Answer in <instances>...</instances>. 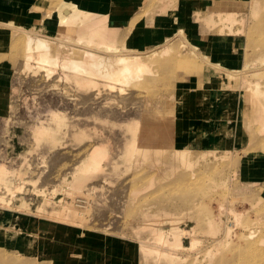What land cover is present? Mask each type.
I'll list each match as a JSON object with an SVG mask.
<instances>
[{"label":"rangeland","instance_id":"obj_1","mask_svg":"<svg viewBox=\"0 0 264 264\" xmlns=\"http://www.w3.org/2000/svg\"><path fill=\"white\" fill-rule=\"evenodd\" d=\"M57 1L44 0L39 23L20 24L24 29L18 22L1 24L0 264H228L224 260L236 258L247 244L241 237L247 226L258 240L253 254L263 259L264 121L254 117L239 76L258 67L247 77L264 89V60L254 61L264 53V32L255 31L264 19V0H201V15L234 11L236 22L230 26L195 19V0L165 8L155 29L147 23L156 16L159 0H129V24L126 16L116 15L121 7L114 9L110 17L125 26L114 39L120 50L132 51L152 43L161 31L181 29L164 43L170 50L150 63L155 73L123 84V90L105 78L86 87L72 73L65 76L57 65L47 71L33 58L24 62L26 68L21 59L14 61L28 26L47 28L43 17ZM145 30L156 33L149 32L147 44L137 43ZM51 37L45 40L52 53L81 59L63 33ZM214 37L235 38L237 63L220 65L241 70L231 71L238 78L230 72L221 80L200 73L207 65L200 53L217 61L209 51ZM32 41L34 46V36ZM192 51L198 54L192 57ZM187 89L200 97L199 108L226 95L230 107L217 116L208 146L198 140L177 146L176 115L166 122L165 150L128 143L136 123L149 126L170 118ZM93 146L99 150L90 167L86 154ZM181 148L187 150L175 162L167 159Z\"/></svg>","mask_w":264,"mask_h":264},{"label":"bare ground","instance_id":"obj_2","mask_svg":"<svg viewBox=\"0 0 264 264\" xmlns=\"http://www.w3.org/2000/svg\"><path fill=\"white\" fill-rule=\"evenodd\" d=\"M175 1L177 2L178 0H159V4L157 7L158 8L157 14H156V16H153L152 14L150 15L149 23H147L148 26L151 25V27H153L155 29L156 26H158L160 23H163V17L165 15H161V13H163V11L166 10L168 6H169L168 7L169 10L171 11L176 5ZM119 2H121V1H119ZM124 2H126V1H124ZM200 3H201V0H195V2H194L195 19H200V17H201V20H203V22L206 25H214L217 22H220V23L222 22L223 25L229 24L228 26H230L233 22H236L234 11H227V12L224 11L223 12V11L219 10V11H216V15H214L215 12H213L211 10V11H206L207 13H205L204 15H201L199 13V8L201 6ZM97 4H99V3H98V1H95V0H58L54 4L53 8L50 7V9L46 13V15L43 17V19H46L48 22L47 24H45L47 28L42 30V29H39L37 27H33L31 25L28 26V27H30V28H27V29H29V31L24 32L27 34V35H25L26 37L23 40L22 39L20 40L22 42V43H20L22 45V47L18 50H15V54L13 57L14 61L16 62V61L21 59L23 62L20 61V63L26 68V63H24V62H28V60L30 58H33L37 62L42 63V66L44 68H46L45 70H47V71H52L53 68H55L54 66L57 65L60 69H62V72H63V74H65V76H70V73H72V76L75 77L76 82H78V83L85 82V83H87L86 87L94 85L95 80H97L99 78H105L107 80V82L109 83L108 85H110L111 83L112 84L119 83L121 87H119L118 89H121V90H123V86H124L123 84L131 85L130 83L136 82L137 79H140V77L143 74H145L146 72L155 73V71L151 69L150 63L157 61L159 57H162L166 53L167 50H170V48L165 46L164 43L172 40L174 35L176 36L178 34V32L181 31V29L178 28L177 29L178 31H175V30L174 31L173 30L161 31L160 32L161 34L157 33L156 37L151 38L152 43H149L148 45L137 46L136 48L134 47V49L132 51L120 50L121 48H119V47L116 48L117 46L114 45V39H115V41H117L119 39V38H117V40H116L115 36H116L117 32L120 29H122L121 27H125L124 21L120 20V18H117V17L112 19L110 17L111 14L107 10L102 9V7L97 6ZM115 4H117V3H115ZM170 4H172V6ZM145 6H147V5H145ZM254 8H255V6H254ZM130 10H131V8H130ZM117 16H119V15H117ZM124 16H126L127 22L129 24L131 22V19H132L131 13L125 14ZM172 17L174 19L176 18L174 16H172ZM215 17H216V19H215ZM116 20L119 21L121 26H117V25H119V23H116L115 22ZM261 20H259V21H261ZM9 22H11V23L13 22V24L16 23V21H13V20L6 21V23H9ZM11 23H10V25H13ZM55 23H56V25L62 26V28L61 29L60 28L59 29H53L52 27H53V24H55ZM259 23L260 24L255 28L256 29L255 31H257V29H258L259 32H261V34H262V32H264V30H262V29H264V19ZM17 24L19 26H22V25H20L21 23H19V22L16 23V26H18ZM7 25H5V26H7ZM128 26H127V28H128ZM22 27H20L19 29H24V26H22ZM26 27H27V24H26ZM65 27H67V28L71 27L72 31L71 32L66 31ZM131 27H133V26H131ZM181 27H182V25H181ZM127 28H126V30H127ZM56 31L63 33L64 36H66L67 38L72 40V45L74 47H77L78 50H80L81 59L77 60L75 58H71L68 56V54L57 55V54H54L51 52L52 51L51 47H50L48 41L45 40V38L51 39L53 32H56ZM127 31H129V30H127ZM154 31L155 30H152L149 32L156 33V31L155 32ZM149 32L146 30L141 32V34H139L140 32H138L139 36L140 35L141 36L138 37L137 43H146L147 44L148 38L151 37V36H149ZM33 36L35 37V41H36L34 46H33V41H32ZM147 36H149V37H147ZM124 37H126V36H124ZM120 39H122V38H120ZM262 40H264V37H262ZM133 43H135V42H133ZM163 44H164V46L162 47ZM177 44H178V42H177ZM154 46L160 47V50L158 49L159 51L156 52L155 51L156 48ZM190 46L196 47V45L194 46V44H190ZM176 51H178V50H176ZM168 52H170V51H168ZM178 53H180V52L178 51ZM196 54H198V53L195 51H192V57ZM181 56H182V54H181ZM199 56H200V58H206L205 63L208 65V66L207 65L204 66L203 68L201 67L200 73L203 71V72H205V74L211 75L213 77H217L218 79L221 80L222 77L223 78L226 77V74L229 77L228 73L229 72L231 73L232 70L233 71H239L238 69L235 70L233 68H230L229 70H225L226 67L224 68L222 65H220V63H221L220 61H211L207 58L206 54L200 53ZM170 57H171V55H170ZM178 58H177V60H178ZM259 60H260V62H263L264 53L261 55H258L254 61H259ZM158 65H160V64H158ZM161 65H162V63H161ZM50 68H52V69H50ZM226 69H228V68H226ZM243 70L244 69H242V71ZM257 70H258V67L250 68L243 73L240 72L241 71L240 70L239 72L241 73V76L238 75L240 73H238L237 75L239 77H241V79H244L243 80V82H245L244 87L246 88V90L249 91V97H250V100L252 103V112L255 115L254 117L257 120L261 119L262 121H264V96H263L264 95V89L261 86H259V82L257 80H250L247 77L248 72L249 73L253 72V74H254ZM67 71L69 73H67ZM232 73H234V72H232ZM235 78H238V77H235ZM60 79H61V77H60ZM243 82H241V83H243ZM137 84H138V82H137ZM132 85H134V84H132ZM240 87H242V86H240ZM113 88H115V87H113ZM176 110H178V108H176ZM176 114H177V111H171V114L169 115L170 118H168V119L167 118L166 119L160 118L159 119L160 121L158 120L159 123L151 124L149 126H147V125L142 126V125H138L136 123L135 125H133L134 131L132 132L131 137L128 139V143L133 145L134 147H136L138 149H143V150H146V148H147V150H149V149H151L150 147H152V146H158L157 149H160L161 151L165 150V145L164 146L162 145L161 140L164 139V136L166 135L167 130H168L167 129L168 125L166 124V122H169L171 124L172 123V117ZM250 115H252V114H250ZM154 119H156V118H154ZM168 120H170V121H168ZM156 121H157V119H156ZM262 124H263V122H262ZM169 128H171V125L169 126ZM241 138H243V140H244L245 137H241ZM98 150H99L98 146H93L92 149H90L89 153L86 154V158H89L91 160V162H88L86 165H88V166H90L91 164L94 165L93 160L96 159L95 157H96V153L98 152ZM185 150H187V149L186 148L173 149V152L170 153L169 156H167V159L169 161L175 162V159H178L177 155L181 154L182 152L184 153ZM167 159H165V160H167ZM88 166H85V167L88 168ZM92 166H90V167H92ZM177 182H179V181H177ZM247 227L243 228V231L241 233V237H242L243 241L247 242V244L244 245V248L242 250H240L241 252H239V255H237L236 258H229L227 260L222 259V260H224V262H226L228 264H264V258L260 259L261 258L260 255L255 256L253 254V251L256 252L255 246H256L258 240L253 238L254 237L253 230H250ZM155 232L161 236L160 230H156ZM213 232H216V231L213 230ZM217 240H219V238H215V241H217ZM259 241L264 242V237L261 238ZM167 255L172 256L173 253L169 252ZM222 260H218V261L221 262ZM213 264H216V262H213Z\"/></svg>","mask_w":264,"mask_h":264},{"label":"crops","instance_id":"obj_3","mask_svg":"<svg viewBox=\"0 0 264 264\" xmlns=\"http://www.w3.org/2000/svg\"><path fill=\"white\" fill-rule=\"evenodd\" d=\"M95 1L102 4L100 7L107 10L111 15V12H114V9L119 7H121L122 12L117 15L129 14L125 12V10L130 8L131 5L129 0ZM43 2L44 0H0V44L3 40L1 32L3 28L1 25L2 23L10 20L21 24L39 23L43 15ZM209 51L211 55L216 56L217 61L230 64L231 66H235L237 63L238 47L234 37L212 38L209 45ZM191 91V89L182 91L181 97L179 98L180 106L175 117L177 125L175 144L177 146H184L192 140H198L200 146L205 144L208 146L210 144V129L218 127L213 125L215 121L218 120L217 116H220V112L230 106L225 102V100H227L226 95L219 94L211 100V105L204 104L199 108L200 97H198L197 94H193ZM210 96L212 97V94H210ZM220 119L221 118L219 117V120Z\"/></svg>","mask_w":264,"mask_h":264}]
</instances>
